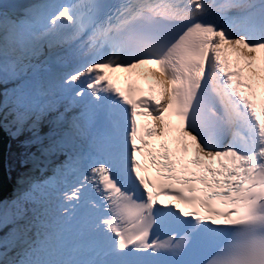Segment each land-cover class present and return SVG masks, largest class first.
<instances>
[{
  "label": "snow or ice",
  "instance_id": "snow-or-ice-1",
  "mask_svg": "<svg viewBox=\"0 0 264 264\" xmlns=\"http://www.w3.org/2000/svg\"><path fill=\"white\" fill-rule=\"evenodd\" d=\"M0 130V264H264V0H0Z\"/></svg>",
  "mask_w": 264,
  "mask_h": 264
},
{
  "label": "water",
  "instance_id": "water-1",
  "mask_svg": "<svg viewBox=\"0 0 264 264\" xmlns=\"http://www.w3.org/2000/svg\"><path fill=\"white\" fill-rule=\"evenodd\" d=\"M4 140H5V139H3L2 134H0V143H2ZM7 187H8V185H7V183H6L5 188L7 189Z\"/></svg>",
  "mask_w": 264,
  "mask_h": 264
}]
</instances>
